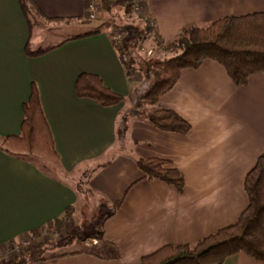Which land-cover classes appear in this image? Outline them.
I'll return each instance as SVG.
<instances>
[{
  "label": "crops",
  "instance_id": "1",
  "mask_svg": "<svg viewBox=\"0 0 264 264\" xmlns=\"http://www.w3.org/2000/svg\"><path fill=\"white\" fill-rule=\"evenodd\" d=\"M31 3L32 26L19 0H0V253L73 210L84 195L77 177L96 166L85 186L111 209L99 231L110 246L100 245L98 256L75 253L52 264H138L164 245L192 243L233 223L248 203L244 177L264 154V73L237 87L212 59L183 68L156 105L177 113L189 130L166 132L134 118L122 135L123 112L140 85L126 73L110 30L83 26L85 0ZM256 12H264V0H142V15L164 42L161 48L188 27ZM43 25L70 33L43 37ZM26 48L45 51L29 55ZM83 72L96 74L123 100L101 106L77 96L75 80ZM32 86L58 155L55 164L2 147L6 136L19 133ZM138 157L169 161L183 175L182 190L141 179ZM115 250L118 257H110ZM223 264L264 261L239 252Z\"/></svg>",
  "mask_w": 264,
  "mask_h": 264
},
{
  "label": "trees",
  "instance_id": "2",
  "mask_svg": "<svg viewBox=\"0 0 264 264\" xmlns=\"http://www.w3.org/2000/svg\"><path fill=\"white\" fill-rule=\"evenodd\" d=\"M98 1L104 5L108 0ZM133 1L126 0L127 5L130 6ZM19 3L30 26H32L31 0H19ZM112 40L116 49L118 50L120 46L122 52L129 57L128 63L123 62L126 73L129 75L135 69L134 59L136 56L125 46L124 42L123 45H118L113 37ZM154 41L158 46L164 45L156 32ZM169 46L177 50V53L171 58L160 61L143 58L138 63V71L142 73L143 80L149 82V87L142 100L147 105L154 106V109L149 111L145 118L138 116V113L122 115L120 122L122 135L126 131L128 121L134 118H143L150 125L166 132L184 134L189 130L190 124L177 113L170 109L155 107L157 99L175 84L183 68H196L203 60L212 59L223 66L237 87L245 85L250 76L264 73V12L226 16L204 27H188L178 35L176 41L169 43ZM44 51L39 49L31 52L29 48H26L29 55H36ZM74 86L77 96L92 99L101 106L117 105L123 100L121 95L106 88L96 74L80 73L76 77ZM22 112L23 118L19 133L6 136L3 139L2 147L15 156L35 155L57 163L58 155L54 149L34 86L31 87L27 101L22 104ZM111 156L113 155H108V158ZM102 164L98 166H102ZM136 165L142 173L141 179L159 180L172 185L178 192L182 190L183 175L176 168L170 166L169 161L138 157ZM94 168L90 171L93 172ZM90 171L82 174L84 184L89 180ZM78 181L79 178L76 179L77 185L80 183ZM243 187L248 203L233 223L192 243L164 245L153 253L141 257L138 264H223L227 257L239 252H243L257 261H264V154L257 158L255 165L245 175ZM119 204L120 202L115 203L113 210ZM72 211V208L66 209L61 217L53 219L48 224L53 225L56 232L60 231ZM44 227L46 226L42 225L30 232V236L35 241L31 249L21 251L18 256L1 264H28L34 261H39L41 264H52L61 256L81 252L98 256L95 251L91 250L64 254L51 253L46 256L47 251L52 250L60 243L48 245L39 239ZM99 242L104 247L110 246L100 237ZM110 257H118L116 250Z\"/></svg>",
  "mask_w": 264,
  "mask_h": 264
},
{
  "label": "rangeland",
  "instance_id": "3",
  "mask_svg": "<svg viewBox=\"0 0 264 264\" xmlns=\"http://www.w3.org/2000/svg\"><path fill=\"white\" fill-rule=\"evenodd\" d=\"M95 3L96 11L94 16L92 18L86 16L85 19L87 22H85L83 26H98V28L104 27L110 30L114 41H116L118 45H123L124 42L125 46L128 47L133 55L137 57L134 59L135 69L130 72L129 75L138 77L140 86L139 90H137L134 96H132L130 104L127 106L126 110H124L123 115L138 113V116L145 118L149 111L154 109V106L147 105V103L142 100L143 95L149 87V82L147 83L143 80L142 73L138 71V63H140V60L143 58L152 61L171 58L177 53V50L170 47L169 43L176 41L177 38L166 43L164 48L155 44L151 27L142 15V0H134L130 6L127 5L128 2H126V0H108L104 5H101L98 0H95ZM39 27L43 37L57 35L61 39V37L70 33V28L66 27L58 29L54 27L47 28L44 25ZM119 29H122V31H119ZM54 30H58L59 33H56ZM74 30L77 31L76 27ZM78 30H82V28H79ZM44 44L45 42L41 43L42 46ZM118 52L121 58L122 56L125 57L123 62L128 63L129 57L122 52L120 46L118 47ZM155 107L158 106L155 105ZM35 157L40 158L41 161H48L38 156ZM48 162L53 163L51 161ZM51 171H54V169ZM77 178H79L78 182H80L77 185L78 190L84 193V195H82L84 197L81 195L79 196L72 214L69 218H66L60 231L56 232L51 224L44 227L39 239L45 241L48 245L60 243L52 250L47 251L45 253L46 256L51 253L64 254L83 250L104 253L100 249L101 243L99 242V231L102 222L105 220V217L109 214L111 209L106 208L97 195L92 194L90 191L86 192L87 187L85 186L86 184L83 183V175ZM34 244V239L29 235L11 243L10 248L7 247V250L4 253H0V264L6 263L12 257L18 256L21 251H28L34 246ZM13 245L18 247L21 245L23 248H20L18 252H15ZM28 264H41V262L34 261Z\"/></svg>",
  "mask_w": 264,
  "mask_h": 264
},
{
  "label": "built area",
  "instance_id": "4",
  "mask_svg": "<svg viewBox=\"0 0 264 264\" xmlns=\"http://www.w3.org/2000/svg\"><path fill=\"white\" fill-rule=\"evenodd\" d=\"M95 11H96L95 0H85V14H86V16L89 18H92L94 16ZM124 58L125 57L122 56V60H124ZM20 248H23V247H21V245L19 247L13 245V249L15 252H18L20 250Z\"/></svg>",
  "mask_w": 264,
  "mask_h": 264
}]
</instances>
